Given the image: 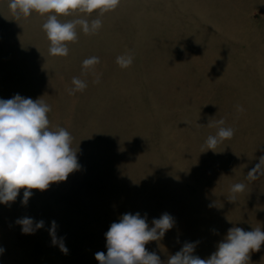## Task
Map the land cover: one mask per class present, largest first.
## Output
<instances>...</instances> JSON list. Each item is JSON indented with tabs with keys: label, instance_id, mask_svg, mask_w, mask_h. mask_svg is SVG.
Returning <instances> with one entry per match:
<instances>
[{
	"label": "rangeland",
	"instance_id": "rangeland-1",
	"mask_svg": "<svg viewBox=\"0 0 264 264\" xmlns=\"http://www.w3.org/2000/svg\"><path fill=\"white\" fill-rule=\"evenodd\" d=\"M8 5L0 0V99L41 98L80 168L32 189L27 205L23 188L0 204V264H99L95 253H107L105 234L125 213L146 215L149 227L174 218L145 245L164 262L186 242L207 259L232 227L264 231V176L246 179L264 156V0H119L103 15H60L102 22L94 34L77 25L67 56L49 52V14L18 18ZM90 57L100 62L85 71ZM73 77L87 87L70 95ZM221 119L234 134L207 150ZM237 183L245 189L229 202ZM23 217L44 227L24 234ZM53 221L67 254L52 243ZM249 256L264 264V244Z\"/></svg>",
	"mask_w": 264,
	"mask_h": 264
},
{
	"label": "clouds",
	"instance_id": "clouds-1",
	"mask_svg": "<svg viewBox=\"0 0 264 264\" xmlns=\"http://www.w3.org/2000/svg\"><path fill=\"white\" fill-rule=\"evenodd\" d=\"M118 4L119 0H9L8 6L18 18L21 15L28 17L33 11L41 15L49 14L42 26L50 41L49 52L53 56H67V42L76 40L77 25L85 34H94L101 28L102 22L100 19L91 23L86 19L60 22L57 17L75 11L91 14L97 10L103 15ZM99 62L98 57H90L83 61L82 68L89 71ZM116 62L120 67L127 68L132 63V57L119 56ZM72 84L74 88L69 89L70 95L87 87L86 82L76 77H73ZM50 111V106L41 98L33 100L17 94L10 99H0V204L14 202L23 188L21 203L27 205L32 189L46 190L51 183L66 181L70 173L80 168L77 151L70 146V133L64 128L55 131L49 128L47 113ZM223 124V119L217 121L218 131L207 138V150H213L218 143L233 136V130L222 127ZM261 176H264V156L248 172L246 179L255 181ZM244 189V184H234L230 188L231 195L226 198L235 202L236 194ZM16 223L24 234H32L44 227V221H34L30 217L19 218ZM174 223L170 214L163 213L154 218L152 227H149L146 215L141 217L140 213H125L119 222L110 225L105 234L107 253L97 252L95 259L99 264H246L250 252L259 251L264 244L261 228L245 231L232 227L207 259L194 255L196 244L186 242L164 262L155 252L147 251L145 245L161 240ZM55 229L56 222L53 221L49 229L52 243L58 244L60 250L67 254L68 249L62 239L56 237ZM3 251L0 248V253Z\"/></svg>",
	"mask_w": 264,
	"mask_h": 264
}]
</instances>
